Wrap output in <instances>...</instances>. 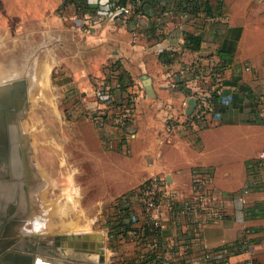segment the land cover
<instances>
[{"label":"crops","instance_id":"crops-1","mask_svg":"<svg viewBox=\"0 0 264 264\" xmlns=\"http://www.w3.org/2000/svg\"><path fill=\"white\" fill-rule=\"evenodd\" d=\"M133 4L124 16L111 0H0V196H14L18 151L29 146L23 132L19 137V114H30L34 102V84L24 73L33 68L34 39L43 50L53 39L58 64L69 61L68 13L77 32L73 82L95 109L75 151L87 166L74 175L76 183L87 184L81 185L86 197L107 203L159 176L183 200L195 195L194 175L201 174L221 198L224 216L197 230L195 217L179 220L165 197V256L172 250L178 263L189 264L202 261L206 247L215 253L210 264H264V0H128L126 6ZM210 61L223 67L211 85L233 99L217 104L220 118L209 116L198 128L184 104L193 98L195 68ZM128 98L131 114L120 124L115 113ZM22 156L32 182L29 156ZM245 188L250 192L243 201ZM8 204L0 198V206ZM114 205L115 215L129 222L124 207ZM59 261L42 262L68 264Z\"/></svg>","mask_w":264,"mask_h":264},{"label":"rangeland","instance_id":"rangeland-1","mask_svg":"<svg viewBox=\"0 0 264 264\" xmlns=\"http://www.w3.org/2000/svg\"><path fill=\"white\" fill-rule=\"evenodd\" d=\"M65 20L67 36L71 37L69 43L66 41V53H71L70 60L59 65L57 42L51 39L50 47L43 50L37 46L40 43L36 44L39 39H34L33 63L28 65L33 68L24 72L34 84V102L30 114H19V137L21 140L20 132H23L29 146L27 152L20 148L18 151V175L12 192L14 196L8 200L0 196L5 203L9 202L7 207L0 206V264H34L39 256L54 259L64 257L70 264H129L139 252L135 240L118 231L119 218L115 215L114 203L119 204L120 197L107 203L103 202L104 199H89L86 197L87 189L81 186L87 184L74 181L79 167L82 170L87 167L75 158V151L79 153L77 150L82 145L81 132L89 133L88 121L95 109L89 107L88 103L91 102L81 94V87L73 82L74 69L77 67L73 59V39L77 32L68 13ZM259 25L264 27V22ZM42 51L47 54H42ZM85 57H88L86 53ZM68 83L72 86L68 87ZM95 86H98L97 83ZM24 154H28L30 159L32 182L26 181L31 176L26 172ZM71 185L77 187L75 199L80 208L79 217H74L69 207L65 209L63 206L65 202L67 206L70 205L65 201L64 194L67 195L66 191ZM94 192L102 194L97 190ZM58 205L60 207L56 208ZM74 218L78 220L79 236L88 231L89 234L102 235L101 256L95 253V249L87 254L80 253L77 251L80 247L64 239V236L68 238L74 232L66 227ZM85 224L90 226L87 230L83 228ZM79 236L77 240L83 243ZM68 242L71 244L68 245ZM16 244H19L17 253L3 255L4 251ZM83 244L87 246V243Z\"/></svg>","mask_w":264,"mask_h":264},{"label":"built area","instance_id":"built-area-1","mask_svg":"<svg viewBox=\"0 0 264 264\" xmlns=\"http://www.w3.org/2000/svg\"><path fill=\"white\" fill-rule=\"evenodd\" d=\"M124 6L115 9L117 15L127 16L131 13V9L134 6ZM138 15L141 11L136 12ZM126 18V17H125ZM220 74L211 73L210 70L195 68V76L193 86H189L193 92V98L196 100V106L189 116V122L195 124L198 128L206 126L208 117L220 118L221 113L216 109V105L228 106L233 97L223 96L220 92L218 85L212 86V79H220ZM215 78V79H214ZM219 81H217L218 83ZM217 97V100L215 98ZM184 113L188 102H185ZM131 114V108L121 114L118 119V123H124ZM261 158H264V152L261 153ZM194 189L195 195L183 200L178 199L174 192H168L166 181L164 178L154 176L143 183L129 193L123 194L119 199V205L129 210L128 218L129 222L133 224H139L145 222L147 226L154 230L156 236L161 235L162 230V209L163 199L169 198V207L173 214L178 217L179 220H184L187 217H195L196 228L199 230L201 226L207 222H216L224 216V207H222V200L215 192L214 187L211 185L210 180L202 176L201 174L194 175ZM250 192L249 188H245L241 193V199L246 200V194ZM141 209L142 215L135 211V207ZM136 234L135 232L132 233ZM143 234V232H142ZM137 237L140 235H136ZM204 254L202 261L196 259L192 260L189 264H210L211 259L214 257L212 250L204 248ZM162 261V264H177L175 251L170 250ZM241 264H254L252 259H247Z\"/></svg>","mask_w":264,"mask_h":264},{"label":"trees","instance_id":"trees-1","mask_svg":"<svg viewBox=\"0 0 264 264\" xmlns=\"http://www.w3.org/2000/svg\"><path fill=\"white\" fill-rule=\"evenodd\" d=\"M71 2V0H66V3ZM128 0H111V5L114 7V9L124 7L127 5ZM138 11V7L135 8ZM187 39H189L192 42H196V37H194L192 34L187 35ZM198 65V64H196ZM201 65V64H199ZM202 66V65H201ZM207 70H210L211 73H222L223 67L218 64L217 62L210 61L207 65H204ZM124 76V73L121 74V77ZM131 101L128 98V101L123 104V106H120V110L115 114H122L128 106L131 105ZM121 207V206H120ZM125 211V216H128L129 210L124 208L121 210ZM123 215V214H122ZM118 231L120 233L131 237L137 245L139 246V252L137 256L134 258V260L129 261V264H162V261H164L165 258V250L162 248V242L160 236H156V233L154 230H151L145 222L139 223V224H133L131 222H126L123 217L118 216ZM135 232L136 234H132ZM143 232V234H142ZM131 235V236H130ZM140 235V236H136ZM146 248V252H142ZM177 264H187L184 261L181 263L176 262Z\"/></svg>","mask_w":264,"mask_h":264},{"label":"bare ground","instance_id":"bare-ground-1","mask_svg":"<svg viewBox=\"0 0 264 264\" xmlns=\"http://www.w3.org/2000/svg\"><path fill=\"white\" fill-rule=\"evenodd\" d=\"M45 73V72H44ZM60 162V161H59ZM71 178V177H70ZM71 180V179H70ZM71 183H73L72 181H71ZM76 187V186H75ZM77 188V187H76ZM76 188H74V185H71L70 187H69V189L66 191V194L68 195H65L64 194V196L66 197L65 199V201H67L69 204V206H67L66 205V202H65V205H63L64 207H65V209H66V207L68 208L69 207V209H70V212L74 215V217L76 216V217H79V214H80V208L78 209V207H77V200L75 199V196L77 195V193H76ZM68 192V193H67ZM60 201V200H59ZM31 202V201H30ZM64 203V202H63ZM60 204H61V207H62V203L60 202ZM59 204V205H60ZM57 206L56 208H58V207H60V206ZM52 209V208H51ZM59 210V212H60V209H58ZM82 213V212H81ZM81 216V215H80ZM71 217V216H70ZM69 220H70V218H69ZM40 222V221H39ZM83 226V225H82ZM66 227L67 228H69V229H71V230H73L74 232H73V234H69V237L67 238L68 239V241L69 242H71L72 243V245L73 246H77V247H80L79 249H78V251L79 250H81L82 252H84V248H87L88 246H92V249L91 250H93V249H95L96 250V252L95 253H97V254H99L100 256L102 255V235H95V234H89L88 232L87 233H85V234H87L88 236H89V241L90 242H88L87 243V246L85 245V244H83V243H80L77 239H78V236H79V225H78V220L76 221L75 220V218L70 222V223H68V224H66ZM90 226L88 225V224H85L84 225V227L83 228H85V230H87L88 228H89ZM84 231V230H83ZM82 234V233H81ZM94 238H98V240H99V242L98 243H93L92 241L94 240ZM68 242V245L69 244H71V243H69ZM92 242V243H91ZM92 253H94V252H92ZM58 257H63V256H59L58 255ZM64 258V257H63ZM63 258H57V260L55 259V260H51V259H47V257L45 258V257H39V260H37V258L35 259V261H34V264H46V263H43L42 261H44V260H49L50 262H53V263H56V262H62V261H59V260H62ZM101 260V259H100ZM64 261H66V260H64ZM66 263H68V264H70V262L67 260L66 261ZM83 263V262H82ZM102 263V262H101ZM83 264H88V263H83Z\"/></svg>","mask_w":264,"mask_h":264},{"label":"water","instance_id":"water-1","mask_svg":"<svg viewBox=\"0 0 264 264\" xmlns=\"http://www.w3.org/2000/svg\"><path fill=\"white\" fill-rule=\"evenodd\" d=\"M147 87H148V90L152 91V88H151L150 85H147ZM149 96H151V95L149 94ZM195 106H196V100H195L194 98H191V99L188 101V106H187V108H186V113H187V114H191L192 111H193V109L195 108ZM79 238L83 240V241H82L83 243H84V242H85V243L90 242V241H89V236H88L87 234H82L81 236H79ZM64 239H65V240L67 239L66 236H64ZM65 243H66V242H65ZM65 243H64V246H65ZM18 247H19V244H16V245L13 246L14 249H17ZM101 259H102V258H101Z\"/></svg>","mask_w":264,"mask_h":264},{"label":"flooded vegetation","instance_id":"flooded-vegetation-1","mask_svg":"<svg viewBox=\"0 0 264 264\" xmlns=\"http://www.w3.org/2000/svg\"><path fill=\"white\" fill-rule=\"evenodd\" d=\"M1 244H2V242L0 241V252H1V250H2V247H1ZM89 249V250H88ZM92 249V247H89V248H87V252H91L90 250ZM10 253H17V250L16 249H14V248H12V249H10V250H7V251H4V256H6V255H10ZM20 253V252H19ZM80 253H82V252H80Z\"/></svg>","mask_w":264,"mask_h":264}]
</instances>
